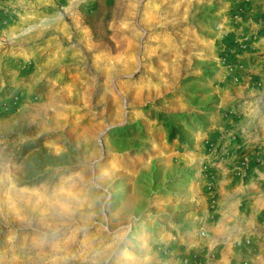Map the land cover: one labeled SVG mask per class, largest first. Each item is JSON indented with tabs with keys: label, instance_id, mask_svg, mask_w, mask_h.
<instances>
[{
	"label": "rangeland",
	"instance_id": "374dc122",
	"mask_svg": "<svg viewBox=\"0 0 264 264\" xmlns=\"http://www.w3.org/2000/svg\"><path fill=\"white\" fill-rule=\"evenodd\" d=\"M0 264H264V0H0Z\"/></svg>",
	"mask_w": 264,
	"mask_h": 264
},
{
	"label": "trees",
	"instance_id": "16d2710c",
	"mask_svg": "<svg viewBox=\"0 0 264 264\" xmlns=\"http://www.w3.org/2000/svg\"><path fill=\"white\" fill-rule=\"evenodd\" d=\"M36 142L37 143H35V145H33L31 140L25 142L19 151V157L31 154L30 159L32 160V165H30V168L35 174L33 175L30 184L42 183L46 181L55 183L58 180V176H55V169L58 167L57 160L62 156L52 154V152L45 147L41 138H38ZM36 167L39 170L37 173ZM47 167L51 168V171H44Z\"/></svg>",
	"mask_w": 264,
	"mask_h": 264
}]
</instances>
